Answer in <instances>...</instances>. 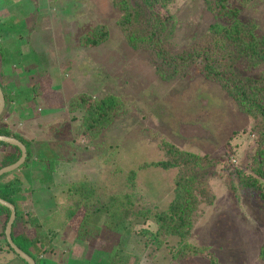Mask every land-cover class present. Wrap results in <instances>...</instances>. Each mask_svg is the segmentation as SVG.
I'll return each instance as SVG.
<instances>
[{
  "label": "rangeland",
  "instance_id": "1",
  "mask_svg": "<svg viewBox=\"0 0 264 264\" xmlns=\"http://www.w3.org/2000/svg\"><path fill=\"white\" fill-rule=\"evenodd\" d=\"M46 1L47 6L37 13L31 14L28 7L22 15L25 23L19 21L18 27L24 33L26 27L31 29L32 37L42 32L55 36L49 48L40 40L36 46L49 51L47 67L70 82L65 89L68 102L85 95L93 100L111 97L118 105L108 127L96 136L80 135L82 117L71 120L72 128L67 124L62 129L75 130L64 134L72 145L62 151L64 162L71 160L74 166L71 178L74 183L87 181L96 190L97 206L125 195L135 197L127 216L133 223L128 225L131 234L122 238L111 231L105 213L90 215L95 244L89 247L101 251L123 241L125 253L137 256L140 264H264L260 259L264 245L263 122L242 112L217 82L205 77L201 58L186 66L176 64L174 77H161L151 50L128 44L112 0ZM164 5L146 10L145 18L151 20L158 14L163 23L159 40L174 56L200 50L202 58H208L209 65L225 78H264V63L252 65L232 52L230 38L209 31L210 26L230 27L238 22L248 36L264 38V0H170ZM222 8L237 10L238 16L224 17ZM99 25L106 27V42L97 48L78 46L79 38ZM33 49L17 60L42 65L44 55H36ZM42 79V91L47 92L48 78L43 75ZM164 144L203 160L194 171L196 182L186 201L191 222V228L183 227L189 228L187 238L182 241L162 234L158 246L141 231L157 232L154 217L170 207L181 173L138 168L165 160ZM132 171L137 172L134 185L129 181ZM70 185L63 186L64 212L72 203L66 197ZM63 228L76 237V226Z\"/></svg>",
  "mask_w": 264,
  "mask_h": 264
},
{
  "label": "trees",
  "instance_id": "2",
  "mask_svg": "<svg viewBox=\"0 0 264 264\" xmlns=\"http://www.w3.org/2000/svg\"><path fill=\"white\" fill-rule=\"evenodd\" d=\"M163 1L170 0H112L113 6L119 10L120 18L118 25L125 34L128 44L134 48L147 47L156 56L158 65L157 73L164 78H171L176 75V64L183 66L195 63L198 59L204 61V65L201 70L207 79L217 82L226 94L236 103L238 108L252 116L254 119H259L263 122L264 127V78L258 79H240V78H225L222 73L217 72L209 64L208 58L203 59L204 53L200 50H190L186 53L172 54L165 46V42L159 39L161 38V32L163 31V23L158 17V14L154 13L151 20H147L145 17L146 10H153L156 7H165ZM219 4H216V6ZM221 7H224L222 4ZM224 17L231 15L233 18L238 16L237 10L224 11V8L220 9ZM209 31L213 34H220L222 38H230L234 43V54L247 58L251 64L256 66L264 63V38L256 39L253 35L248 36L247 30L241 31L239 29L238 22H235L230 27L222 26H210ZM108 39V32L105 26L99 25L94 27L86 34L82 35L78 40V46L82 48H97ZM205 51H208L205 49ZM236 56V55H234ZM207 57V56H205ZM192 64V65H193ZM191 65V66H192ZM171 70V74L167 69ZM1 87V85H0ZM2 89V88H1ZM42 83L38 82L31 86V92L33 95L41 96ZM44 94V93H42ZM5 103L6 97L4 95ZM118 108L117 103L111 97L104 100H93L89 96L78 95L69 100L67 109L68 112H80L82 113V123L80 125L79 133L81 136H96L104 128L108 127L112 117L116 113ZM4 112V111H3ZM3 117V113L0 116V120ZM82 128V129H81ZM0 136H10L6 128L0 127ZM19 138V137H18ZM19 141L25 145V142L19 138ZM1 146L10 148L13 152H7L4 154L2 161L0 162V169L12 165L17 162L21 156V152L17 147H13L4 143H0ZM161 148L165 152L166 159L156 163L144 164L138 169H146L150 167H159L163 170L178 169L181 173L175 181L174 200L171 202L167 211L162 212L154 217V222L158 226V230L155 234L149 233L147 230H142L141 233H146L154 240L158 246L163 240L161 236H175L184 241L188 234L189 228L183 229L184 226L191 228V222L189 218V211H187L186 201L189 191L194 188L196 179L194 178V171L198 167L203 158L189 152H183L177 150L174 146L164 144ZM29 156V153H27ZM28 157L26 158L22 167L28 163ZM71 161V160H69ZM137 172L132 171L129 175V181L134 185L133 180ZM8 175V174H7ZM6 175L0 177V180ZM264 178V174L261 173ZM16 192L14 189V182H8L0 187V199L13 204V197ZM67 200L72 201L65 209L62 208V214L64 215V225L70 227H77L76 239L88 246L94 245L93 229L91 227L92 216L97 213H105L109 216L110 229L115 234H118L124 238L131 234L128 231V225L133 223L128 221L129 211L133 210L135 204V197L131 195H125L120 200L113 198L109 199L110 202L103 203L100 206V198L96 196V190L92 188L87 181H81L73 183L67 190ZM75 203V205H74ZM96 204V206H95ZM74 205V206H73ZM96 208L92 212L90 209ZM0 212H3L2 223L0 224V236L4 242V247L10 251L5 240V227L10 216V212L7 208L0 206ZM16 212V218L12 226L11 237L14 244L24 253L33 258L36 262L35 255L30 251L33 247L36 239L27 238L23 233L15 234L18 223L22 219L21 215ZM149 212H145L148 215ZM92 215V216H90ZM138 216L134 215V218ZM128 221V222H127ZM40 226V224H38ZM37 237V236H36ZM160 239L161 242H158ZM179 240V242H181ZM102 252L108 255L106 264H140L139 258L132 253H125L123 250V241L120 246L112 245ZM17 259L21 260L17 255ZM260 259L264 263V245L261 248ZM37 264V262H36Z\"/></svg>",
  "mask_w": 264,
  "mask_h": 264
},
{
  "label": "crops",
  "instance_id": "3",
  "mask_svg": "<svg viewBox=\"0 0 264 264\" xmlns=\"http://www.w3.org/2000/svg\"><path fill=\"white\" fill-rule=\"evenodd\" d=\"M31 3L27 0H0V85L6 97L0 127L7 129L9 137L21 138L29 153L27 165L2 178L0 187L14 182L16 195L11 205L22 217L15 234L23 233L27 238L36 239L30 251L37 264H106V253L80 242L63 228V186L74 183L71 178L74 166L62 158L64 148L72 145L64 134L69 135L75 130L62 129L67 124L72 128L71 120H80L82 113L68 112L66 102L70 98H66L65 89L69 88L70 82L60 79L57 70L50 65L47 67L49 51L44 48L40 51L36 46V41L40 40L49 48L55 36L42 32L32 37L31 29L26 27L24 33L18 27L19 21L24 22L22 15L27 14L28 7L33 14L41 6H47L46 0ZM42 23L45 25L46 20ZM30 46L36 55H40L39 52L44 55L42 65L17 60L25 54L23 52L32 49ZM39 71H43L42 75L37 74ZM43 75L48 78V90L41 91V96H34L31 86L43 81ZM7 152L13 151L0 145V162ZM3 215L0 212V224ZM17 261L16 254L4 247L0 236V264H23Z\"/></svg>",
  "mask_w": 264,
  "mask_h": 264
},
{
  "label": "water",
  "instance_id": "4",
  "mask_svg": "<svg viewBox=\"0 0 264 264\" xmlns=\"http://www.w3.org/2000/svg\"><path fill=\"white\" fill-rule=\"evenodd\" d=\"M5 108V99L2 92V89L0 87V116L2 115ZM0 143H4L13 147H17L20 152L21 156L17 162H15L12 165L5 166L0 169V177L11 174L12 172L18 170L25 162L27 158V150L25 146L17 139L9 136H0ZM0 206L5 207L9 210L10 216L7 221L6 227H5V240L8 246L11 248V250L25 263L27 264H36L35 260L31 258L29 255L21 251L13 242L11 233H12V226L14 224L15 218H16V212L13 205L3 201L0 199Z\"/></svg>",
  "mask_w": 264,
  "mask_h": 264
}]
</instances>
